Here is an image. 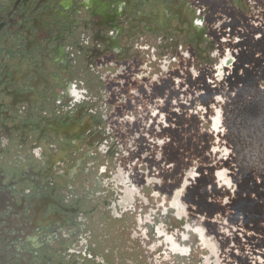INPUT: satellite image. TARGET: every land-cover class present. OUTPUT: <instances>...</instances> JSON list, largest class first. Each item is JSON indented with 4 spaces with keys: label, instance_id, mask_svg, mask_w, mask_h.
<instances>
[{
    "label": "flooded vegetation",
    "instance_id": "obj_1",
    "mask_svg": "<svg viewBox=\"0 0 264 264\" xmlns=\"http://www.w3.org/2000/svg\"><path fill=\"white\" fill-rule=\"evenodd\" d=\"M253 110L264 0H0V264H264Z\"/></svg>",
    "mask_w": 264,
    "mask_h": 264
},
{
    "label": "rangeland",
    "instance_id": "obj_2",
    "mask_svg": "<svg viewBox=\"0 0 264 264\" xmlns=\"http://www.w3.org/2000/svg\"><path fill=\"white\" fill-rule=\"evenodd\" d=\"M254 113L263 114L264 111L253 110L251 117L248 116L249 123L245 124L247 126L246 131L244 132L241 129L243 134L241 133L240 136L243 139L240 143L242 149L245 150V143L247 141L251 142V146L248 147L250 149L246 148L248 156L243 160L252 166V180L248 181L247 186L243 185V190L246 192L243 198L258 203L257 206H254V209H259L261 204H264V125L256 123L262 116L256 117Z\"/></svg>",
    "mask_w": 264,
    "mask_h": 264
}]
</instances>
